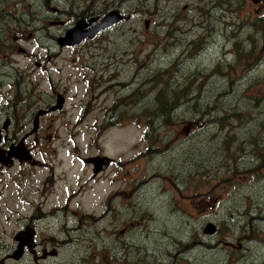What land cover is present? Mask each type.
<instances>
[{
    "label": "rangeland",
    "instance_id": "1",
    "mask_svg": "<svg viewBox=\"0 0 264 264\" xmlns=\"http://www.w3.org/2000/svg\"><path fill=\"white\" fill-rule=\"evenodd\" d=\"M3 7L11 16L0 18L5 44L0 45V107L10 98L15 74L25 73L35 81L36 86L25 89L29 93L19 94L31 100L27 113L31 123L38 102L49 103L62 91L65 95L64 112L42 120L43 126L52 124L49 133L57 137L55 142L28 145L33 151L41 147L47 151L45 163L38 159L44 171L34 173L32 179L49 169L55 172L59 183L51 199L64 202V185L78 191L69 206L78 213L80 240L60 243L64 264L103 260L164 264L162 257L138 256L147 246L166 244L171 254H177L164 238L170 224L175 225L177 241L187 243L191 238L195 247L186 264L198 259L201 264H264V4L257 0H0V17ZM98 8L106 11L94 12ZM111 10L125 15L124 26L79 48L58 51L56 38L75 24L74 17L89 13V19ZM51 21L65 25L49 29ZM49 45L56 53L45 50ZM48 57L53 58L48 60L50 71L35 68ZM109 72H115L117 80L106 93L98 90L95 95L91 80L97 78L103 85ZM177 80L179 87L172 84ZM50 85L55 86L51 92ZM182 87H189L193 96L187 94L191 99L181 105L174 95ZM43 90L47 96L40 95ZM161 101H172L173 107L165 105L169 113H162V118L157 114L156 126L149 129L143 113L157 112ZM102 158L112 164L94 178V167L83 161ZM18 169L0 167V257L13 247V237L22 229L18 221L26 213L15 199L11 181ZM130 189L133 198L123 200ZM116 196L121 200L104 216L103 205L107 209ZM125 206L153 213L156 235L147 243L139 240L146 233L138 230L133 239L118 242L128 245L130 257L88 259L92 250L110 249L114 254L118 243L105 235L124 226ZM88 213L102 219L97 223ZM116 214L119 221L113 227ZM212 226L218 232L206 234ZM96 229L100 230L96 233ZM243 230L250 231L243 234ZM252 230L260 233L250 234Z\"/></svg>",
    "mask_w": 264,
    "mask_h": 264
},
{
    "label": "flooded vegetation",
    "instance_id": "2",
    "mask_svg": "<svg viewBox=\"0 0 264 264\" xmlns=\"http://www.w3.org/2000/svg\"><path fill=\"white\" fill-rule=\"evenodd\" d=\"M257 3L264 4V0H257ZM109 12L116 14L117 24L102 33L107 32V34H111L115 32L120 26H124L127 22L125 15L122 14L119 10H111ZM119 12L121 13V15ZM104 15L105 14H99L97 16ZM57 22L61 21H51L48 28L53 29L64 27L65 23L55 24ZM102 33L99 32L97 34L98 36L95 39L102 35ZM62 35H64V33L59 32L58 37L56 38V42L57 39ZM54 37L55 36L53 35L51 40H54ZM87 42L88 40H85L82 44ZM82 44L76 47H60L59 45L56 46L59 48L58 51H61V48H79L80 46H83ZM45 50H50L53 53H56L57 51L53 45H49L48 49L46 48ZM232 55L235 58L237 54L235 52H232ZM51 59L53 58L48 57V59L45 60L44 64L35 63V68H37L38 70L41 69L42 71H50V62H48V60ZM28 73L32 75L30 72ZM115 77V72H109L108 79L103 83V85H101L99 79L93 78L91 80V89L93 90V93H95L96 95L98 90L99 92L106 93L107 86H111L112 83L117 80L115 79ZM49 79L50 77L48 78V81ZM40 81V79H37V82ZM50 81L52 82L51 79ZM28 86L32 88V86L36 85L35 81L27 78L25 73L12 75L9 84L10 98L6 99V101H4L3 105L0 107V152L13 150L14 154H18L19 152L23 154L22 156H19L18 159H10L9 161L11 166L2 167L0 165V167L9 168L17 166L19 168L16 176L12 177L11 181L12 183H14L16 189L15 199L18 200L20 205L24 207L26 211L25 215L18 221V225L21 224L22 229H20L18 233L14 235L13 247L11 245L7 254L3 257H0V264H4L5 261L10 262V264H64L62 260L63 248L60 246V243H74L80 240L79 233L76 230V227L79 225L78 213L75 210H71L69 206L70 201L73 197L72 195L78 193V191L73 192V190H70L69 186L64 185L63 192L66 195V197L64 198V202H62L58 198L54 200L51 199L50 195L58 189L59 183L55 172L49 169L46 175L39 177V179H32L34 173L36 175H39L42 171H44V169H41L42 164L40 161L44 162L45 158L48 156L46 153L47 151H41L45 149L44 147H41V150L33 151L28 145L32 141H35L37 145H44L45 143H49L52 145L55 142L57 137L49 133L52 130V124L43 126L42 120L47 117L52 118L56 116V114L64 112L66 106L65 95H63L64 91H62L61 94L56 93L55 98L49 103L45 104L44 100L38 102L39 106L34 113V117L31 123V114L29 116L27 115L28 110L30 109L31 100L28 97V100H23L21 99V96H19L22 91H26L25 89H27ZM53 87H51V85L48 86L50 92ZM26 92L29 93L28 90ZM40 95L47 96L48 91L43 90ZM59 104H61V109H57ZM54 108L56 110H52ZM1 109H4V111H1ZM43 112L46 113L41 114ZM38 114L39 116L37 117ZM35 120L36 125L34 126ZM83 163L86 165V167L88 165L93 168L91 159L83 161ZM47 165H52L51 160L47 162ZM106 170L100 171L98 173H94L92 171L93 177H97L99 174L105 172ZM152 178L156 177L154 176ZM75 179V185H77L79 183L78 178ZM150 182L156 183L157 181L155 179H152ZM110 184L111 182H109V185ZM133 193V190L130 189V191L125 192L121 197L123 200L129 201L128 199L133 198ZM138 193H142V190L138 191ZM117 199L121 200L119 196L110 199L107 209L103 205V208L105 209L104 216L110 213L111 209L113 208L111 207V205L114 204ZM123 210L126 214V221L124 226L120 229L109 230L108 232H106L105 237H115L113 241L115 243H118L120 241H124L125 239H133L137 235L138 230H140L139 232H145L146 236L139 238V240H146V242L149 243L150 238L156 235L153 234V213H150V211L146 209L139 210L138 206L136 207L135 211L128 206H125ZM87 215L94 217L97 223H99L98 221L102 219H97L94 214L88 213ZM170 215H172V212L170 213ZM86 218L88 220L91 219L89 217ZM118 221L119 216L116 214V218H114L112 226L114 227V225ZM143 222H146V225H143ZM97 223L95 225H97ZM118 225L119 224H117V226ZM168 227L169 229H165L164 231V238H167L169 242L177 248V254L173 255L170 253V244L156 245L154 247L147 246L143 254H141V250H138L137 254H141L138 256L139 258L153 259L162 257L164 258V264H176V260L178 259V264H186V257L195 248L191 246V238H189V242L187 243L177 241L175 225L170 224L168 225ZM99 230L100 229H96V233ZM89 237L93 238L92 236ZM115 248L117 249L115 250L114 254H112V250L110 249L99 252L92 250L88 259L100 257H104L107 259L111 258V256H131V251L128 252V245L124 243H118ZM199 248L202 249L203 247L199 245ZM238 261L239 258L237 255L235 263H238ZM106 262L107 260H103L98 264H105ZM195 264H201L200 260H196Z\"/></svg>",
    "mask_w": 264,
    "mask_h": 264
},
{
    "label": "water",
    "instance_id": "3",
    "mask_svg": "<svg viewBox=\"0 0 264 264\" xmlns=\"http://www.w3.org/2000/svg\"><path fill=\"white\" fill-rule=\"evenodd\" d=\"M116 17H117L116 14L112 13V14H107L104 18H100V17L99 18H92L89 20L88 23L84 22L83 20H80L74 25L73 28L68 29L65 32L64 36L57 39V44L60 47H63V46L72 47V46L80 45L84 39L93 40L99 32H101L104 29L111 28L112 26L117 24L116 23ZM119 21H120V19H119ZM95 24H98V25H95ZM101 27H102V29L94 36V33ZM57 109H61V104L58 105ZM52 110H56V109L54 108ZM44 113L45 112H43L41 114H44ZM38 116H39V114L37 115V117ZM35 125H36V120L34 122V126ZM5 129H6V127H5ZM8 152H2L0 155V162L5 164V165L10 164V161H9L10 159H12V158L18 159L19 156L23 155L21 152L18 153L19 155L14 154L13 150H9ZM5 153H6V155L8 154L7 157H5ZM108 161L109 160L107 158H102L99 160L95 159L93 161V164L95 162L94 172L98 173L99 171L105 170L107 168ZM214 232H215V228L213 226L209 227L205 231V233L209 234V235L213 234Z\"/></svg>",
    "mask_w": 264,
    "mask_h": 264
},
{
    "label": "trees",
    "instance_id": "4",
    "mask_svg": "<svg viewBox=\"0 0 264 264\" xmlns=\"http://www.w3.org/2000/svg\"><path fill=\"white\" fill-rule=\"evenodd\" d=\"M77 2H79V0H76ZM258 4V3H257ZM112 6V5H111ZM213 6V5H212ZM98 11H94V12H105L106 10L105 9H102V8H98L97 9ZM62 14H65V13H62ZM5 15H7V16H11V13L10 14H8V13H5V11H4V7H3V9H2V13H1V17L0 18H2L3 17V21L5 20ZM14 17H17L16 15H14V14H12ZM89 15H91V14H85L82 18H86L87 16H89ZM68 16L69 17H72L73 15H72V13H69L68 14ZM75 18V21H77L78 19H81V18H78V17H74ZM3 21H1V27H0V45H5L4 44V39L2 38V31H1V28H2V25H3ZM262 28L264 29V25L262 26ZM173 84V86H175V87H179L180 86V81L179 80H177L175 83L173 82L172 83ZM173 86H172V88H173ZM189 87H190V85H189ZM187 88V87H182L181 89H180V91L176 94V95H174V97L176 98V102H178V103H180L181 105L182 104H184V103H188V100H190L191 99V97H188L187 96V94L188 95H191V96H193L192 94H189V91H190V88ZM171 88V89H172ZM171 89H170V91H171ZM178 94H180V95H178ZM181 94H185V95H183L182 97H181ZM161 96H163V94H161ZM171 102L172 101H170L169 103H167V102H165V101H161V102H159L158 104H159V106H157V107H159L160 109L156 112V111H154V112H152V113H143V117H145V116H148V119L146 120V123L147 124H149L150 126H148V128L149 129H151L152 127H154V126H156L155 125V120H156V115L158 114V117L159 118H162V113H169V109H168V107L169 108H171V107H173V106H171ZM167 104H169V106H165V105H167ZM201 109H205V107H201ZM115 111V110H114ZM116 112V111H115ZM161 121H163V122H167V120L165 121L164 119H160ZM152 122H154L153 124H152ZM147 129V128H146ZM146 133H147V131H146ZM147 138V137H146ZM250 230H248V231H245V230H243V234H246L247 232H249ZM258 233H260V231H258V230H252L251 231V233L250 234H254V235H256V234H258ZM262 236H263V234H261Z\"/></svg>",
    "mask_w": 264,
    "mask_h": 264
},
{
    "label": "bare ground",
    "instance_id": "5",
    "mask_svg": "<svg viewBox=\"0 0 264 264\" xmlns=\"http://www.w3.org/2000/svg\"><path fill=\"white\" fill-rule=\"evenodd\" d=\"M217 247V246H216ZM189 251V250H188ZM186 253V252H185ZM185 253H184V255H185ZM182 255V254H181Z\"/></svg>",
    "mask_w": 264,
    "mask_h": 264
}]
</instances>
